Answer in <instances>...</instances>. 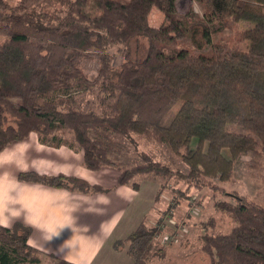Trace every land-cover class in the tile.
I'll use <instances>...</instances> for the list:
<instances>
[{"label":"trees","instance_id":"trees-1","mask_svg":"<svg viewBox=\"0 0 264 264\" xmlns=\"http://www.w3.org/2000/svg\"><path fill=\"white\" fill-rule=\"evenodd\" d=\"M193 1L201 14H177V0H0V152L31 133L58 145L56 132L69 131L84 167L116 168L119 186L137 189L134 177L149 174L164 186L178 180L208 188L214 210L234 222L227 232L213 218L202 223L209 230L199 249L208 264H264V205L219 184L231 179L242 155L251 170L264 164V0ZM152 8L163 15L157 27L148 21ZM240 20L254 23L241 33L245 49L194 55L178 46L187 39L201 49L212 33ZM112 45L121 56L117 65L106 52ZM87 59L95 62L94 75L84 71ZM135 134L165 146L187 170L137 149ZM122 139L140 162L120 167L110 158ZM17 178L80 193L109 190L62 172L25 170ZM162 229L160 220H140L113 247L125 248L132 264H147L165 253ZM30 234L20 221L0 224V264H40Z\"/></svg>","mask_w":264,"mask_h":264},{"label":"rangeland","instance_id":"rangeland-1","mask_svg":"<svg viewBox=\"0 0 264 264\" xmlns=\"http://www.w3.org/2000/svg\"><path fill=\"white\" fill-rule=\"evenodd\" d=\"M190 8L194 13L201 14L200 6L193 0H177L176 12H181ZM163 15L157 8H152L148 21L151 26H159L162 22ZM252 21L240 20L236 23L226 24L221 31L211 34L209 42L201 49H197L187 39H179L178 46L185 48L190 54L198 55L200 53H207L213 50H220L226 47H237L245 49L247 47V41L242 38L241 33L247 29L253 27ZM146 42L143 38L140 39V54L143 52V48L146 46ZM106 52L110 53L114 59L115 65L121 61V56L118 51L117 45H112L106 49ZM84 71L88 75H94L96 73V65L92 60L83 61ZM56 135L61 137L60 139L65 142H72V134L69 131H57ZM133 141L137 145V149L146 151L155 160H158L171 168H178L182 171H186L187 167L180 159L171 154L167 148L161 144L153 141H147L143 137L135 134L132 137ZM195 145V141H192V146ZM26 146V145H25ZM22 148V146H20ZM24 151V148H22ZM22 151V152H23ZM70 151L74 152L69 155L66 160L63 157L56 156V162H62L67 164L68 173L75 172L77 150L70 148ZM80 151V150H78ZM80 153V152H79ZM0 155V162L3 161ZM110 158L116 162L120 167L131 166L140 162V158L136 155L132 142L127 139H122L120 145L110 154ZM2 159V160H1ZM81 156L79 155V160ZM24 164L21 167H26L27 157H22ZM249 156L242 155L234 164L233 175L230 180L223 183H219L226 191L236 190L241 194L258 201L264 205V164L261 170H251L248 165ZM38 161V162H37ZM39 159L36 163H39ZM10 166V165H9ZM69 166V168H68ZM85 174L82 177L89 180L90 183H99L105 187L116 185V176H118V170L114 167H105L100 170H88L84 168ZM75 174V173H74ZM78 176V174H76ZM75 175V176H76ZM133 181L137 183L138 188L135 189L131 184L132 197L129 198V202L132 209L127 207V223H129L128 231H131L140 220H144L147 224L155 225L160 220L162 225V233L158 236L160 240L163 235L172 236L174 240L167 244H162L165 247V253L162 257H156L150 259L147 264H208L207 257L200 251L201 241L199 236L209 228H205L202 224L209 218L215 220V228L219 231H229L234 222L227 215H223L216 212L213 207L212 192L208 188L197 189L195 187H189L178 180H170L164 186V180L157 178L153 175H138L135 176ZM163 185L158 197H156L157 190ZM162 186V187H163ZM108 191H114L113 187ZM71 193V191H70ZM112 202L109 205V211L106 215L101 216L103 218L100 222L94 211L85 210V222L80 226L79 238L81 240L90 241L92 245H99V252L96 256L94 264H106L102 260L107 257V251L110 252L113 247L112 244L115 240V235L110 231H105L102 221L108 222V216L112 215L114 209L122 211V202L110 196ZM215 199L229 201L227 196H221L216 194ZM170 208L168 214L165 211ZM128 206V204H127ZM123 208V209H122ZM130 209V210H129ZM73 218L78 219L77 214H74ZM91 219V221H89ZM46 251L52 250L54 257L48 254H40V264H69L60 259V251L54 246H46ZM125 252V248H122L120 252ZM126 254V253H125ZM120 259H116V262L109 264H132L130 258H124L122 254Z\"/></svg>","mask_w":264,"mask_h":264},{"label":"crops","instance_id":"crops-1","mask_svg":"<svg viewBox=\"0 0 264 264\" xmlns=\"http://www.w3.org/2000/svg\"><path fill=\"white\" fill-rule=\"evenodd\" d=\"M70 143L62 139L58 145L43 143L36 133H31L24 140L11 143L0 152L3 158L0 162V224L10 226L20 221L30 226L31 234L28 243L39 249L41 255L52 254L51 249L46 251L44 247L54 246L60 251L58 259L66 263L94 264L100 244L92 245L90 241L81 240L80 226L77 224L81 225L85 222L86 208L96 214L92 221L98 218L100 222L103 219L101 216L109 211L108 208L112 202L110 196H114L122 202L124 209L122 208V211L114 209L112 215L108 216V222L102 221L101 224L104 225L105 231L110 230L115 237L117 236L115 240L124 238L129 226L127 207L132 209L131 204L128 203V199L133 194L131 187L116 184L109 187V189L113 187V192L106 190L88 193L71 191L70 193L66 189L28 183L17 178L18 173L25 170H36L48 174L62 172L67 175H86L84 171L86 167L82 163V152ZM20 146L24 148V151ZM70 148L77 150L76 161L78 162H76L75 174L68 173L70 169L67 170V164L55 161V157L62 158L63 153L67 160L69 155L74 153L70 151ZM22 157H27V161L31 160L30 163H26V167H21V164L25 163ZM37 159L40 160L39 163H36ZM74 214H77L78 219L73 218ZM120 250L112 247L110 252H106L107 257L102 261L106 264L116 262V259H120L118 256L122 254L124 258H127L125 252L121 253Z\"/></svg>","mask_w":264,"mask_h":264},{"label":"built area","instance_id":"built-area-1","mask_svg":"<svg viewBox=\"0 0 264 264\" xmlns=\"http://www.w3.org/2000/svg\"><path fill=\"white\" fill-rule=\"evenodd\" d=\"M174 240L172 236L163 235L159 240L161 244H167L168 242Z\"/></svg>","mask_w":264,"mask_h":264}]
</instances>
